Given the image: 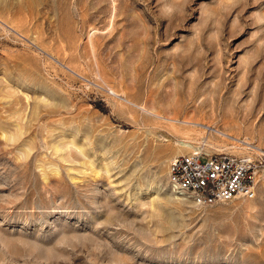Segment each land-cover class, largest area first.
<instances>
[{"label":"rangeland","instance_id":"obj_1","mask_svg":"<svg viewBox=\"0 0 264 264\" xmlns=\"http://www.w3.org/2000/svg\"><path fill=\"white\" fill-rule=\"evenodd\" d=\"M200 148L264 160V0H0V264H264V170L169 188Z\"/></svg>","mask_w":264,"mask_h":264},{"label":"built area","instance_id":"obj_2","mask_svg":"<svg viewBox=\"0 0 264 264\" xmlns=\"http://www.w3.org/2000/svg\"><path fill=\"white\" fill-rule=\"evenodd\" d=\"M261 170H264L262 158L225 153L209 155L196 149L170 160L169 188L198 207L239 197L250 199L255 196Z\"/></svg>","mask_w":264,"mask_h":264},{"label":"bare ground","instance_id":"obj_3","mask_svg":"<svg viewBox=\"0 0 264 264\" xmlns=\"http://www.w3.org/2000/svg\"><path fill=\"white\" fill-rule=\"evenodd\" d=\"M111 19H112V18H111ZM210 99H211V98H210ZM219 100H220V99H219ZM219 100H218V101H219ZM216 102H217V101H216ZM211 103H212V102H211ZM217 103H218V102H217ZM149 113L152 114L150 111H149ZM159 115H160V114H159ZM157 116H158V115H157ZM161 116H162V115H161ZM159 117H160V116H159ZM185 122H186V121H185ZM186 123H187V122H186ZM200 149H201V148H200ZM176 199H177V197H176ZM178 199H180V200H185L184 198H178Z\"/></svg>","mask_w":264,"mask_h":264}]
</instances>
